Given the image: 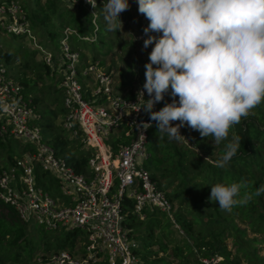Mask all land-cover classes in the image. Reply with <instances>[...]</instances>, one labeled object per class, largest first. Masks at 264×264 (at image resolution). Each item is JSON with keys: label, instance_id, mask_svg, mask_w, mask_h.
Returning <instances> with one entry per match:
<instances>
[{"label": "built area", "instance_id": "2783aa9c", "mask_svg": "<svg viewBox=\"0 0 264 264\" xmlns=\"http://www.w3.org/2000/svg\"><path fill=\"white\" fill-rule=\"evenodd\" d=\"M63 1L70 9L82 6L91 15L96 12L92 16L96 27L98 7H103L104 0H97L96 8L88 0ZM129 4L123 26L130 32L138 28L142 39L146 37L148 20L139 13L138 0H129ZM0 27L10 34L33 37L17 0H0ZM62 34L55 53L42 45L35 47L42 53L41 61L58 73L63 134L77 139L80 149L90 152L85 171L77 172L46 141L40 123L43 118L32 96L8 76L0 61V99L12 105L7 113L0 110V138L22 141L25 146L12 164L0 170V200L13 207L27 226H43L50 232L75 228L82 232L73 247L41 259L45 264H141L135 251L139 243L128 226L129 215L143 218L147 209L166 214L172 209L164 190L143 163L149 156V128L137 125L154 122L142 108L135 111L145 102L143 97L138 99L144 84L121 91L124 87H117L113 73L99 62L83 59L80 49L74 48L70 40L75 36L90 42L95 40V34L83 36L73 27H65ZM171 102L168 91L154 110ZM116 138L122 142L114 148L112 140ZM42 173L41 182L37 177ZM178 228L174 230L183 233ZM200 261L217 264L212 257H201Z\"/></svg>", "mask_w": 264, "mask_h": 264}, {"label": "clouds", "instance_id": "9594fccd", "mask_svg": "<svg viewBox=\"0 0 264 264\" xmlns=\"http://www.w3.org/2000/svg\"><path fill=\"white\" fill-rule=\"evenodd\" d=\"M88 2L97 7V0ZM138 5L150 21L143 47H154L145 64L146 82L138 91L145 102L135 111L142 108L155 122L158 142L165 137L188 142L180 131L185 126L212 137L214 146L227 141L224 154L212 162L226 168L241 148V137L232 129L264 103V0H138ZM129 8V0H104L106 30L122 31L120 15ZM169 89L172 102L154 110ZM11 107L0 99V110L7 113ZM174 121L179 123L174 126ZM249 184L245 179L212 184L208 199L231 212L253 195H264V186L253 193Z\"/></svg>", "mask_w": 264, "mask_h": 264}, {"label": "trees", "instance_id": "16d2710c", "mask_svg": "<svg viewBox=\"0 0 264 264\" xmlns=\"http://www.w3.org/2000/svg\"><path fill=\"white\" fill-rule=\"evenodd\" d=\"M17 1L20 3V6L22 7L24 14L30 23V28L32 30L44 29L48 35H55L57 30L62 31L65 27H73L78 30L80 35L83 36H92L95 34V40L90 42L77 39L75 36L70 37L73 47L80 49V55L85 60H91L95 62L97 57H105L108 55L110 49L113 47V44L107 41L108 38H112L109 31L99 26L101 23L105 24L101 6L98 7V17L96 19L95 27V25L92 23V16L83 17L79 15L81 11L84 13L86 11L87 13V10L82 6H80L77 10H74L70 8L68 9L63 0H40V2L39 0ZM126 15H129L127 11L121 13V20H123ZM88 22H90L92 25L91 28L89 27ZM147 22L149 25L150 21L148 20ZM0 33H5L1 27ZM151 34L152 33H149L148 35ZM13 54L14 53H12L10 50L0 51V61L3 59L4 64L10 63L13 61ZM34 54L35 51H32L23 63L25 68H29V62L31 61V58L34 56ZM99 64L103 66V62L100 61ZM143 66L144 65H142L137 70V80L139 84H144L146 82ZM32 69L35 70V73H40V75H37V79L43 80V74L51 75V78L54 80H56V78L58 79V73L54 70H50L43 61H33ZM107 71L112 72L110 67L107 69ZM15 79L23 86L24 89H26L28 94L34 93L33 88H28L29 85L32 86V78L28 77L25 72H23L21 76L15 75ZM122 85L123 87L130 86L131 83L125 81ZM121 91H123V88ZM168 91L171 99L173 100V97L171 96V89ZM58 94L61 95L59 88L53 91V101L57 100ZM128 95L131 96V93ZM175 99L178 100L179 98L176 97ZM39 102L40 99L38 97H32L33 104H38ZM63 112L64 109L62 106L57 109L56 113L54 112L46 114L45 112L41 111L40 114L42 115L43 120L40 121V123L43 126L42 131L44 133V137L47 139L46 141L54 147L57 154L63 156L69 164L74 166L77 172H84L87 157L90 155V152L80 149L81 144L78 142V144L75 143L77 139L67 138L59 126H53V119L59 114L62 115ZM182 130L187 133V136L194 146L187 147L182 144L179 145V142L177 141H172L177 142V144H175L165 139L162 142H158L155 122H153L152 127H150L148 131L149 156L145 166L150 170L152 178L156 179L158 181L159 187L162 188V178L164 179L166 175L162 174L161 177H157L156 173L160 172V169H163L165 172H167L166 178L174 175L175 179L178 180V183L182 184L181 187L183 190L181 192L175 191L172 195L165 192L169 201H172L173 199H179L180 194L184 192L190 195V192L187 191V187L188 182H190L193 177L188 176V174L192 170L196 171L195 175L203 177L212 184L231 183L233 181L239 182L241 179H245L250 182L249 188L247 190L253 193L256 189L264 186V103L254 110V114L248 116L246 119H243L241 123L237 124L235 128L232 129L234 133L241 137V148L239 149L238 154L229 162L228 166L223 169L214 166L212 162L215 160H213L212 156L214 155V150L217 149L216 151L218 156L216 160H218L224 154L225 144L227 141L217 145L218 147L216 148L214 144L208 143L207 139L202 137L198 131H194L187 126L183 127ZM230 139L231 134L229 136V140ZM13 142L14 140L11 139L4 140L0 138V150H5V162H0V170L12 164L14 161V156L20 155L15 154L12 151L11 147ZM120 142H122L121 138L112 140L113 147L117 148ZM68 145H73L74 147L69 148ZM22 149L24 150L25 148ZM197 149L201 153L210 155V160L206 161V158L201 157V154L196 152ZM161 155L165 156L163 163L160 161ZM1 157L2 155H0V158ZM43 175L44 174L42 173L37 177L38 180L41 179V182ZM43 185L46 188H49L46 186L47 184L44 181ZM261 209L264 210V195H253L251 202L245 206H236L233 208V211L243 215L244 219L250 222V227L253 228L255 226L254 224L256 223V220L261 221L264 224V212L261 213ZM156 212L157 211L155 209H147V214H155ZM255 215L256 217H254ZM176 221L180 229L186 231L195 240L197 252L198 250H203V256L209 257L212 256V252L214 250H217L216 245L220 243L219 241L217 242L216 239L218 238V235L215 236L216 238L209 239H206L202 235L193 236L192 223L190 221H187L181 216H177ZM138 222L139 221L135 215H129L128 226L131 228L130 230L134 234V237L135 233L140 232L139 230H141L142 233L144 231L146 232L141 245L135 250L136 254L140 257V260L142 261L141 264H155V261H153V263H150L151 261H149L150 256L156 253L154 250H152V246L158 244L152 225L153 219H151L150 223H147L144 229H137L135 227ZM25 229H28V226L19 220L13 207L0 200V241L6 236L8 238L4 243L7 245L0 246V264H3L1 260L2 248L4 250L6 249V246L21 249L26 257H31V255L35 252V249L32 247V243H34V241H32V239H28ZM255 230L261 232L264 230V226L260 229L259 224ZM237 231L240 230L237 229ZM81 234L82 232L77 228L69 231H63L56 236L57 241L55 243L54 251L57 252L63 248L73 247ZM159 247L163 250L166 249L163 244H159ZM49 251V245H47L41 252L43 259H46L45 255ZM174 252L175 251H173V253ZM6 254L11 260H16L18 258V255L15 253L10 254L6 252ZM191 254L194 256V264H202L200 261L201 257L197 255L198 258H196L194 253ZM227 254L228 253H226V258L223 257L222 261H219V264H226V262H229L230 264H239L238 262L229 259ZM176 256H179V254H176ZM155 260L157 262H163V259ZM185 261L191 262L190 255L186 256Z\"/></svg>", "mask_w": 264, "mask_h": 264}, {"label": "rangeland", "instance_id": "374dc122", "mask_svg": "<svg viewBox=\"0 0 264 264\" xmlns=\"http://www.w3.org/2000/svg\"><path fill=\"white\" fill-rule=\"evenodd\" d=\"M79 15L83 17L92 16L89 11H87V13L86 11L85 13L81 11ZM88 25L90 28L92 27L90 22H88ZM99 26L106 30V24L101 23ZM131 29L130 32L123 27L122 31L109 32L112 38H108L107 41L112 43L113 47L105 57L96 58L97 63L100 61L103 62V67L106 70L109 67L111 68L115 84L118 88L123 87L122 84L126 81L130 82L131 85L124 87H129L130 90L139 84L137 80V70L144 65L143 71H146L145 64L149 62V54L154 47L153 44L145 49L143 43L144 40L147 39V36L144 37L145 39H140L138 28ZM31 34L33 36L32 38L24 34L13 35L6 31L5 33H0V51L10 50L14 53L13 61L5 63L9 77L16 80L15 75L21 76L23 72H25L28 77L32 78V86L29 85L28 88H33L34 90V93L30 94L32 97L36 96L40 99V102L35 104L37 110L40 113L43 111L46 114L56 113L57 109L62 106V96L58 94L57 100L53 101V91L59 88L60 81L57 78L54 80L51 78V75L46 74H43V80L37 79L36 77L40 75V73H35V70L32 69V65L33 61H41L42 57V53L37 50L35 45H42L45 49L55 53L58 51L59 47L58 40L63 34L61 30H57L55 35H48L44 29L31 30ZM151 35L159 36L161 34L152 33ZM32 51H35V54L29 62V68H25L23 63ZM24 90L26 91V89ZM124 90H126V88H124L123 91ZM60 121L61 115L59 114L53 119V126L60 127ZM180 131L181 134L187 138L188 142L181 141L179 145L182 144L187 147L194 146L187 136V133L184 132L182 128ZM198 133L200 132L198 131ZM206 139L208 143L214 144L212 137ZM165 140H167V137H165ZM171 143L177 144V142L172 141ZM68 147L73 148L74 146L68 145ZM217 147L218 146H216V148ZM11 148L15 154H21L22 148H25V146L22 141L14 140ZM216 150L217 149L214 150V155L212 156L213 160H216L218 156ZM196 152L200 153L203 158L210 157V155L201 153L198 149ZM0 155H2L0 162H5V150H0ZM164 157V155L160 156V161L162 163L165 160ZM143 163L146 165L147 160H143ZM195 172L196 171L192 170L188 174V176L193 177L192 180L188 182L187 187V191L190 192V195L184 192L180 194L179 199L170 201L172 209H170L169 213L166 214L155 209L157 211L155 214H147L146 210L143 218L135 216L139 221L135 226L137 229H144L147 223H150L151 219H153L152 225L158 244L152 246V250L156 253L150 256V263L155 261V264H194V256L191 253H194L196 258H198L197 255L199 257H205L203 256V250H198L197 252L195 240L190 234L184 230L183 233L174 230L179 229L177 225L175 226L174 221H176L177 216H181L192 223L193 236L202 235L206 239H209L216 238L215 236L218 235L216 239L217 242L219 241L220 243L216 245L217 250L212 252V256H209L216 259L217 264L220 263V260L222 261L223 257L226 258V253H228L227 257L229 259L239 264H264V230L261 232L255 230L259 224L260 229L264 224L256 220L255 226L252 228L250 227V222L245 220L243 215L235 213L233 209L231 212L222 211L219 208L218 202L213 203L208 199L211 193L212 183L199 175H195ZM162 174L167 176V172L163 169H160V172L156 173L157 177H161ZM166 176L164 179L162 178L163 182L161 183L164 192L172 195L175 191L181 192L183 190L181 187L182 184L178 183L174 175L167 178ZM262 212H264L263 209H261V213ZM254 217H256V215ZM237 229L240 231H237ZM25 230L28 239L34 241L32 247L35 249V252L31 257H26L21 249L6 246V249L3 250L2 248L1 260L3 264H45L44 260H41L43 259L41 252L49 245L50 251L45 256L52 254L57 241L56 236L63 232L62 230L54 233L46 232L44 227L39 225L28 226V229ZM139 231L140 232L135 233V238L140 246L146 232L144 231L142 233L141 230ZM2 239L3 240L0 241V246L7 245L4 244L8 239L7 236ZM159 244H163L166 249H161ZM173 251L175 252L173 253ZM6 252L10 254L15 253L18 255V258L16 260H11L8 258ZM176 254H179V256H176ZM187 255H190L191 262L185 261ZM155 259H163V262H157ZM226 264L230 263L226 262Z\"/></svg>", "mask_w": 264, "mask_h": 264}]
</instances>
